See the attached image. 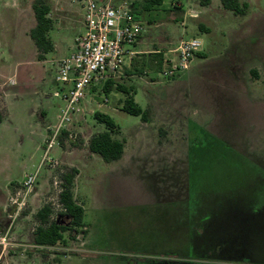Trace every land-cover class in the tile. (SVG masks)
Masks as SVG:
<instances>
[{
  "label": "rangeland",
  "instance_id": "374dc122",
  "mask_svg": "<svg viewBox=\"0 0 264 264\" xmlns=\"http://www.w3.org/2000/svg\"><path fill=\"white\" fill-rule=\"evenodd\" d=\"M34 1L0 0V208L28 173L37 171L33 188L41 194L25 201L15 222L0 223L16 244L0 248V264H264V0H239L248 5L244 15L220 0L208 7L162 0L150 10L144 0H112L138 3L148 49L165 55L137 60L136 75L116 79L108 92L88 89L50 159L48 128L65 101L46 63L53 51L39 58L29 36ZM43 1L52 44L70 47L83 0ZM193 37L200 51L172 73L179 42ZM128 97L147 114L122 111ZM95 112L117 125L112 137L124 144L117 161L88 149L89 138L106 130ZM73 167L84 226L35 248L37 208L50 203V219L70 223L58 214V193L61 174Z\"/></svg>",
  "mask_w": 264,
  "mask_h": 264
},
{
  "label": "built area",
  "instance_id": "2783aa9c",
  "mask_svg": "<svg viewBox=\"0 0 264 264\" xmlns=\"http://www.w3.org/2000/svg\"><path fill=\"white\" fill-rule=\"evenodd\" d=\"M82 9L84 29L76 38L74 50L54 62V83L62 90L65 105L56 116V124L48 128L46 159H50L48 152L57 144L62 131L67 129L72 115L80 111L79 103L86 91L101 86L120 73L125 56L133 54L130 48L143 30L141 20L125 1L115 5L112 0H83ZM201 45V40L196 37L181 40L176 49L177 63L171 66L172 73L184 68ZM36 179L37 171L26 174L14 196L9 198L16 212L25 206ZM10 246L8 232L0 231L1 253L7 252Z\"/></svg>",
  "mask_w": 264,
  "mask_h": 264
},
{
  "label": "trees",
  "instance_id": "16d2710c",
  "mask_svg": "<svg viewBox=\"0 0 264 264\" xmlns=\"http://www.w3.org/2000/svg\"><path fill=\"white\" fill-rule=\"evenodd\" d=\"M162 0H144L142 8L144 10H150L155 5H160ZM200 5L207 6L210 0H199ZM221 6L234 13L235 15H244L247 3H240L239 0H220ZM32 10L35 18V26L30 29L29 36L33 40L35 47L38 51V57L43 58L45 54L53 51V44L49 38V31L52 29V20L48 16L49 5L43 0H35L32 4ZM197 55H202L198 53ZM160 62L161 55L156 54ZM110 82L105 85L103 90L109 91ZM123 92L128 93V90L121 85H117ZM129 94V93H128ZM121 110L131 115H146L147 112L141 110L136 105L131 97L124 100ZM94 118L99 122L105 124L106 130L94 133L88 141V149L91 153L98 154L105 162L117 161L123 155L124 144L118 139H114L112 134L114 133L117 125L106 114L95 112ZM145 118V117H143ZM61 134H66L63 131ZM78 174L76 168H69L66 172L62 173L60 178L62 184L58 193V203L60 205V211L58 214L68 216L70 223L68 226L59 224L55 220L50 219L52 212V205L46 203L42 205L35 213V219L38 225L34 229V243L42 246H53L59 242L64 241L63 233L73 227H82L84 209L81 204L77 203L73 198L72 187L74 178Z\"/></svg>",
  "mask_w": 264,
  "mask_h": 264
},
{
  "label": "crops",
  "instance_id": "0c3cea01",
  "mask_svg": "<svg viewBox=\"0 0 264 264\" xmlns=\"http://www.w3.org/2000/svg\"><path fill=\"white\" fill-rule=\"evenodd\" d=\"M212 0H210V2H211ZM210 4V3H209ZM130 5H131V8L133 9V7H136V6H138V3L136 2V1H133V3H130ZM206 7H208V6H206ZM222 7V6H221ZM223 8V7H222ZM224 9V8H223ZM81 10H82V12H83V9H82V4H81ZM225 10V9H224ZM186 13V12H185ZM190 13L194 16V17H196L197 15H198V13L199 12H197V11H194V10H192V11H190ZM79 34L83 31V29H84V23H83V13H82V21H81V25H79ZM203 29V27L201 28V30ZM148 43H149V41H148V39L146 40L145 38H144V36L141 34L140 35V37L137 39V41L133 44V46H131V50L133 51V54L131 55V56H125V61H124V64H123V66H122V69H121V71H120V73L119 74H117L115 77H113V78H111V79H108L105 83H103V84H101V86H99L101 89H103L104 87H105V85L106 84H108L109 82L110 83H112L113 81H115L116 79H118V78H122V79H124V78H131L132 76H135L136 75V72L137 71H135L134 69H135V64H136V62H137V60L138 61H142V63L144 62L142 59H146V60H149V61H151L152 59H153V57L156 55V54H160L162 57H164V55H165V52H162V51H159V50H150V49H148ZM65 44V43H64ZM64 44H58V45H56V44H53V54H54V56H53V59H50L49 61H47L46 60V63L48 62L51 66H52V68H53V78H54V73H55V66H54V62L56 61V60H59V59H61V58H63V57H65V56H67V55H69L73 50H74V48H75V43H72L71 44V46L70 47H68V46H64ZM201 49V48H200ZM200 51V50H199ZM198 53H200V52H198ZM201 54V53H200ZM139 71V70H138ZM141 71V70H140ZM123 76V77H122ZM53 82H54V79H53ZM190 154H192V153H190ZM73 185H74V183H73ZM72 190H73V187H72ZM16 190H15V188L13 189V191H12V193L9 195V197H8V205L7 206H4V207H1L0 208V223H3V222H6V221H8L9 219H10V217H12L13 216V218H14V222H15V220H16V218H17V216H18V213H19V211H14V213L12 214V213H9L8 212V210H10L11 208H15V206L14 205H11L10 203H9V198L11 197V196H14V192H15ZM39 195H41L40 193H38L37 192V190H35V188H32V190L30 191V193L27 195V197H26V201H35L36 200V198L39 196ZM73 198H74V195H73ZM75 199V198H74ZM76 200V199H75ZM77 203H79L78 201H76ZM80 204V203H79ZM8 207H9V209H8ZM41 207V206H40ZM39 207V208H40ZM39 208H37V210L39 209ZM36 210V211H37ZM36 211L34 212V215H35V213H36ZM202 217H204V215H202ZM13 222V223H14ZM12 226H13V224H12ZM34 232V231H33ZM33 232H32V234H30L31 235V240H30V242L32 243V246L33 247H35V248H37V247H39V248H43V247H47V246H42V245H37V244H35L34 243V241H33V239H34V234H33ZM16 232H14V234H15ZM17 237L19 238V237H21V234L18 232L17 233ZM11 240V239H10ZM9 240V241H10ZM18 241H19V239H18ZM18 244V243H17ZM13 245H16V244H14V243H12L11 242V246L10 247H12ZM1 248V247H0Z\"/></svg>",
  "mask_w": 264,
  "mask_h": 264
}]
</instances>
